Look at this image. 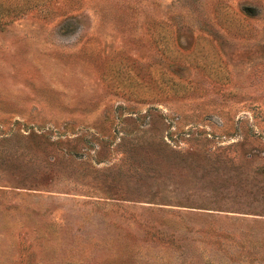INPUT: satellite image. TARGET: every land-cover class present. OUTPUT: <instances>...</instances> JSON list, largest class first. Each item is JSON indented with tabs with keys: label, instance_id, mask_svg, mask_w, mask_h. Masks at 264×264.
<instances>
[{
	"label": "rangeland",
	"instance_id": "obj_1",
	"mask_svg": "<svg viewBox=\"0 0 264 264\" xmlns=\"http://www.w3.org/2000/svg\"><path fill=\"white\" fill-rule=\"evenodd\" d=\"M0 264H264V0H0Z\"/></svg>",
	"mask_w": 264,
	"mask_h": 264
},
{
	"label": "trees",
	"instance_id": "obj_2",
	"mask_svg": "<svg viewBox=\"0 0 264 264\" xmlns=\"http://www.w3.org/2000/svg\"><path fill=\"white\" fill-rule=\"evenodd\" d=\"M5 16V11L4 12H0V24L3 22L4 17Z\"/></svg>",
	"mask_w": 264,
	"mask_h": 264
}]
</instances>
